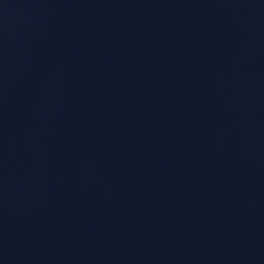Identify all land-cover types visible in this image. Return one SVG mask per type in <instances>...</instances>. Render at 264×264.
<instances>
[{"label": "water", "instance_id": "obj_1", "mask_svg": "<svg viewBox=\"0 0 264 264\" xmlns=\"http://www.w3.org/2000/svg\"><path fill=\"white\" fill-rule=\"evenodd\" d=\"M196 190L264 191V0H0V230Z\"/></svg>", "mask_w": 264, "mask_h": 264}]
</instances>
